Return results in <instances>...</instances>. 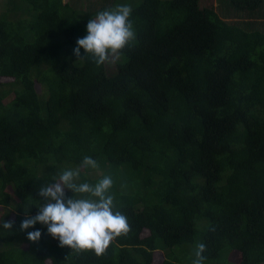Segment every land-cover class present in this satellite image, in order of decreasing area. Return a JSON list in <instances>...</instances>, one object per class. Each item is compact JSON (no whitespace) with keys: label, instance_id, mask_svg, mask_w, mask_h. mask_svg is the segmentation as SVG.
Here are the masks:
<instances>
[{"label":"trees","instance_id":"16d2710c","mask_svg":"<svg viewBox=\"0 0 264 264\" xmlns=\"http://www.w3.org/2000/svg\"><path fill=\"white\" fill-rule=\"evenodd\" d=\"M131 1L9 0L0 12V206L18 200L0 264H184L196 243L205 264H264V31L202 0H140L115 74L75 55L91 18ZM231 4L257 14L264 0ZM84 156L99 167L81 181L111 175L130 225L99 256L20 227L39 189Z\"/></svg>","mask_w":264,"mask_h":264},{"label":"clouds","instance_id":"9594fccd","mask_svg":"<svg viewBox=\"0 0 264 264\" xmlns=\"http://www.w3.org/2000/svg\"><path fill=\"white\" fill-rule=\"evenodd\" d=\"M131 11V5L123 3L98 12L88 21L86 35L78 38L75 55L79 57L83 49V57L91 56L99 65L109 55L122 50L135 38ZM98 167L97 160L84 156L80 166L59 172L52 183L39 189L43 203L35 216L26 214L21 229L35 228L39 223L47 227L61 246L75 251L91 250L98 256L103 254L111 241L130 230V225L127 216L116 209L111 175L105 174L95 183L81 181V168ZM65 189H70L73 195L66 197ZM11 227V222L3 223L4 229ZM27 236L29 240L38 241L41 231L36 228L27 232ZM205 248L204 243L197 245L193 264H203Z\"/></svg>","mask_w":264,"mask_h":264},{"label":"rangeland","instance_id":"374dc122","mask_svg":"<svg viewBox=\"0 0 264 264\" xmlns=\"http://www.w3.org/2000/svg\"><path fill=\"white\" fill-rule=\"evenodd\" d=\"M66 3L67 2H71L74 4V2H79V7L84 8L90 5L91 1L96 2V0H64ZM140 0H132L131 2H129V4L131 5V9L132 6L137 4ZM9 0H0V12H3L7 9V7L9 6ZM201 5L203 7H209V5H214L215 9L220 13V15L226 19L227 21L231 22V23H238L241 24L245 27L246 30L248 31H255V30H262L264 31V6L263 8L257 10L259 13L257 14H250L249 12L245 11V12H239L235 9V7L231 4V0H202ZM119 56L117 53L111 54L109 55V57L107 58V62H106V68H107V73L108 75H113L116 73L117 71V65L116 62L118 60ZM91 177H93V174H90ZM9 191L11 193H14V187H10ZM12 200H13V205L11 204L9 208H4L2 206H0V228L3 230V223H4V219L6 218V215L10 213V210L13 209L16 204L18 203L17 198L13 195L12 196ZM5 231V230H4ZM20 238V237H19ZM19 238H17L16 242L20 241L18 240ZM28 238V236L26 237ZM51 239L53 242H58V239H55L51 236ZM28 240V239H27ZM31 241V240H29ZM199 243H196L195 245L189 246L187 247V249L189 250V260L188 261H184L183 263L185 264H193V261L196 259L195 253L197 250V245ZM236 258L231 259V264L235 263ZM203 264H205V262H203ZM206 264H209L208 261H206ZM210 264H214V263H210Z\"/></svg>","mask_w":264,"mask_h":264}]
</instances>
